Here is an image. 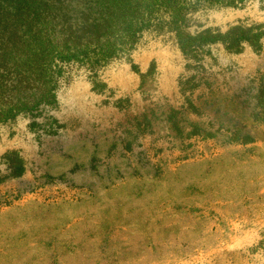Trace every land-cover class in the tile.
<instances>
[{"label":"rangeland","instance_id":"rangeland-1","mask_svg":"<svg viewBox=\"0 0 264 264\" xmlns=\"http://www.w3.org/2000/svg\"><path fill=\"white\" fill-rule=\"evenodd\" d=\"M236 27L264 32V0L164 16L100 65L54 60V87H0L23 103L0 122V264H264V36L178 38Z\"/></svg>","mask_w":264,"mask_h":264},{"label":"trees","instance_id":"trees-1","mask_svg":"<svg viewBox=\"0 0 264 264\" xmlns=\"http://www.w3.org/2000/svg\"><path fill=\"white\" fill-rule=\"evenodd\" d=\"M66 1L0 0V87H17L15 81L32 74L40 80L44 77L42 83L46 87H54V60L100 65L132 45L144 30L154 22L160 23L164 16L178 29L183 13L196 5L232 6L245 0H70V34L64 20ZM263 36L260 27H236L222 36L207 30L194 39L178 32L183 47L220 40L230 51H238L240 41L256 44ZM11 72L15 75L8 78ZM46 98L47 93L40 94L41 100ZM22 106L18 101L8 108L0 105V122L10 119L12 111H20ZM10 162L16 166L14 175H20V161Z\"/></svg>","mask_w":264,"mask_h":264}]
</instances>
